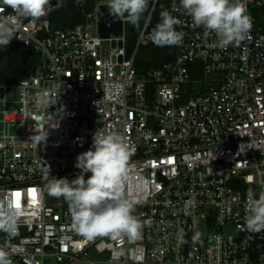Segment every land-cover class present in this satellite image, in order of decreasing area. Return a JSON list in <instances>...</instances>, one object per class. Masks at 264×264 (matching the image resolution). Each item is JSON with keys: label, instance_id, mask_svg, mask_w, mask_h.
<instances>
[{"label": "built area", "instance_id": "built-area-1", "mask_svg": "<svg viewBox=\"0 0 264 264\" xmlns=\"http://www.w3.org/2000/svg\"><path fill=\"white\" fill-rule=\"evenodd\" d=\"M66 3L51 0L46 16L23 20L12 42L38 52L41 65L0 87V209L14 210L18 222L0 246L12 264H264V231L245 227L248 201L264 192V0H245L251 30L226 48L180 0H150L130 55L124 19L119 34H99L108 0H94L84 23L52 28ZM162 11L180 21L183 42L140 76L136 54L155 45ZM46 130V142L32 143ZM95 130L119 133L133 148L124 194L139 201L136 239H85L70 226L68 203L49 192L48 168L50 178L79 175L76 157Z\"/></svg>", "mask_w": 264, "mask_h": 264}, {"label": "clouds", "instance_id": "clouds-1", "mask_svg": "<svg viewBox=\"0 0 264 264\" xmlns=\"http://www.w3.org/2000/svg\"><path fill=\"white\" fill-rule=\"evenodd\" d=\"M149 3L150 0H108L106 6L114 19H124L137 26ZM50 4L51 0H0V8L11 10L8 14L0 13V48L9 47L16 39L24 19L35 21L46 16ZM180 5L195 26L205 29V35H215L218 48L241 43L252 27L245 0H180ZM179 23L168 11H162L160 22L152 33L154 44L159 47L181 45L185 34L176 30ZM49 103L47 92L42 91L38 97L39 106ZM36 133L32 137L36 146L47 141L48 130ZM132 155L133 148L123 135L95 130L90 149L76 157L74 167L80 174L75 179L50 178L48 168L49 192L52 196L63 197L68 203L70 226L77 234L85 239L102 234L129 239L140 236L143 225L133 215L139 201L124 194L128 161ZM188 203L194 206L195 202ZM246 207V230L251 233L264 231V192L249 200ZM17 223L14 210L7 206L0 209V231L11 237L18 231ZM198 238V234L194 235L193 243ZM177 241L184 242L182 231L177 233ZM0 264H12L2 246Z\"/></svg>", "mask_w": 264, "mask_h": 264}, {"label": "trees", "instance_id": "trees-1", "mask_svg": "<svg viewBox=\"0 0 264 264\" xmlns=\"http://www.w3.org/2000/svg\"><path fill=\"white\" fill-rule=\"evenodd\" d=\"M94 7V0H87L83 7L74 5L72 0H67L66 6L54 13L51 17V27L55 29H65L85 22L84 15L91 12ZM150 7V6H149ZM147 11L142 16L139 24L133 26L126 23V38L128 54L132 53L136 36L146 18ZM176 54L175 46L159 47L152 45L140 48L135 57V69L138 75L142 76L147 69L158 68L163 63L174 58ZM41 65L40 54L18 42L10 43L9 47L0 48V87L13 86L20 80L28 78L36 73ZM2 90L0 88V98ZM6 237L0 231V243Z\"/></svg>", "mask_w": 264, "mask_h": 264}, {"label": "water", "instance_id": "water-1", "mask_svg": "<svg viewBox=\"0 0 264 264\" xmlns=\"http://www.w3.org/2000/svg\"><path fill=\"white\" fill-rule=\"evenodd\" d=\"M99 32L101 31V26L106 27L111 36H115L121 31V20L114 19L108 11V8H101L99 14ZM24 232V229H21Z\"/></svg>", "mask_w": 264, "mask_h": 264}, {"label": "rangeland", "instance_id": "rangeland-1", "mask_svg": "<svg viewBox=\"0 0 264 264\" xmlns=\"http://www.w3.org/2000/svg\"><path fill=\"white\" fill-rule=\"evenodd\" d=\"M92 30L95 31L94 28ZM99 34H100L101 37H109L110 36V33H109L108 29L106 27H102V26H101V31H100ZM76 176L77 175L66 177V178L69 179V180H72V179H75ZM85 178H87V177H85ZM61 198H63V197H61Z\"/></svg>", "mask_w": 264, "mask_h": 264}]
</instances>
